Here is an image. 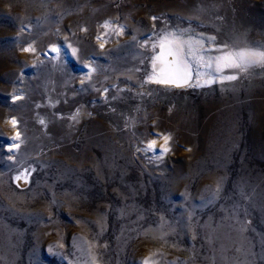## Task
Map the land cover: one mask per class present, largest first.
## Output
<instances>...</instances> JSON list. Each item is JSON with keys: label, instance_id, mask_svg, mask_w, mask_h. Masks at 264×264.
Masks as SVG:
<instances>
[{"label": "rangeland", "instance_id": "rangeland-1", "mask_svg": "<svg viewBox=\"0 0 264 264\" xmlns=\"http://www.w3.org/2000/svg\"><path fill=\"white\" fill-rule=\"evenodd\" d=\"M241 46L264 0H0V264H264V66L199 64Z\"/></svg>", "mask_w": 264, "mask_h": 264}, {"label": "snow or ice", "instance_id": "snow-or-ice-1", "mask_svg": "<svg viewBox=\"0 0 264 264\" xmlns=\"http://www.w3.org/2000/svg\"><path fill=\"white\" fill-rule=\"evenodd\" d=\"M153 19H155V17H153ZM185 44H188L189 48L192 46L191 42L181 41L173 36L165 37L162 40L160 45L162 51L167 48L168 55L172 56L173 59L170 63L165 62V67L161 68L159 73L151 78L154 80V82L159 84H171L177 87L189 84V81H191L193 78V65L192 62L187 59V57L182 55ZM101 47H103L102 44ZM201 47H203L202 44ZM25 51H34V49L29 48L25 49ZM52 51H58V49L53 48ZM73 53H75V49H73ZM192 55L195 57V52H192ZM157 59L162 60L163 57H157ZM199 64L200 66L206 67L210 70H213L216 74L221 75L222 81L234 80L236 79L235 75H223L225 70L238 69L239 71L243 72L249 67L255 65L264 66V50L241 49L227 52L223 55L215 57L214 59H209L207 62L203 60V57H200ZM197 75L199 76V73H197ZM209 75H211V72H209ZM205 83H212V80H206ZM11 123L13 126H15L16 121L12 120ZM12 139L13 141L19 139V134L14 136ZM163 139L164 145L162 146L161 151L167 152L169 150L167 147L169 137L165 136ZM155 145L156 141L153 140L147 145L146 150H154ZM13 147H18V145L14 144ZM11 150L12 149H9V151ZM24 178L25 180L27 179L26 177ZM19 179H21V177L18 176L17 180ZM144 264H150V261L145 260Z\"/></svg>", "mask_w": 264, "mask_h": 264}, {"label": "bare ground", "instance_id": "bare-ground-1", "mask_svg": "<svg viewBox=\"0 0 264 264\" xmlns=\"http://www.w3.org/2000/svg\"><path fill=\"white\" fill-rule=\"evenodd\" d=\"M166 34V33H165ZM196 37V36H195ZM204 37V36H203ZM208 39V38H207ZM179 40H181V39H179ZM161 42H162V40L159 42L160 43V45H161ZM197 42V41H196ZM158 43V44H159ZM208 43V42H207ZM156 45V44H155ZM210 45V44H209ZM248 46V45H247ZM159 47V46H158ZM206 47V46H205ZM249 47V46H248ZM53 48H56V49H58V51H52V49ZM195 48V47H194ZM213 48V47H212ZM192 49V48H191ZM222 49V48H221ZM241 49H250V48H247V47H245V46H241L240 47V50ZM190 50V49H189ZM220 50V49H219ZM252 50V49H251ZM255 50V49H254ZM228 51V50H227ZM61 52H63V53H65L66 55L65 56H67V57H69V51H67V49L66 48H63V47H58L57 45H50L45 51H43V53H44V55L45 56H57L58 54H60ZM162 52V49H161V46H160V52L157 54V56H156V59H154L153 60V62H152V64L154 65V63H155V60H157V57H160V53ZM230 52V51H229ZM157 53V52H156ZM205 53V52H204ZM62 54V53H61ZM206 54V53H205ZM224 54H225V52H224ZM155 55V54H154ZM218 56V55H217ZM200 57V56H199ZM212 57V56H211ZM205 59V58H204ZM156 63H158V62H156ZM90 66V65H89ZM89 66H87V67H85L84 68V70L85 71H88L89 69H91ZM157 66V65H156ZM158 67H160V66H158ZM156 68V67H155ZM154 71H157V70H154ZM159 69H158V71L157 72H155V75H157L158 73H159ZM153 72V71H152ZM202 72V71H201ZM207 72V71H206ZM235 72V71H234ZM241 72V71H240ZM212 75V74H211ZM152 76V75H151ZM202 76V75H201ZM207 76V75H206ZM210 76V75H209ZM219 77V76H218ZM150 78V77H149ZM204 78V77H203ZM153 80V79H152ZM204 80V79H203ZM205 81V80H204ZM198 83V82H197ZM12 120H15L16 121V119L15 118H12ZM165 137V136H164ZM163 136H158V135H155V136H153L152 138H150L149 140H148V142L146 143V145H145V149H147V145L150 143V142H152L153 140H155L156 141V145H155V149L154 150H147V151H149V152H153L154 154H156V153H159V154H162V153H164V152H162L161 151V148H162V146L164 145V138ZM168 137V136H167ZM9 145V144H8ZM12 143L9 145V147L10 148H12Z\"/></svg>", "mask_w": 264, "mask_h": 264}]
</instances>
